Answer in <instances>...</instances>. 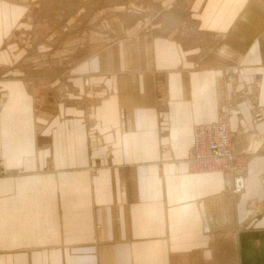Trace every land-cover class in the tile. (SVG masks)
I'll use <instances>...</instances> for the list:
<instances>
[{
	"label": "crops",
	"instance_id": "obj_1",
	"mask_svg": "<svg viewBox=\"0 0 264 264\" xmlns=\"http://www.w3.org/2000/svg\"><path fill=\"white\" fill-rule=\"evenodd\" d=\"M200 3L204 27L234 32L249 10L264 19V0ZM6 30L0 22V46ZM148 45L78 62L72 84L91 95L89 78L112 92L89 108L91 129L81 107L53 108L51 95L0 81V162L19 171L0 177V264H264V130L235 140L252 155L240 195L225 193L224 175L190 174L191 123L214 118L210 101L229 85L218 71L170 77L164 107L151 69L180 59L174 45ZM251 119L240 102L232 130H252Z\"/></svg>",
	"mask_w": 264,
	"mask_h": 264
},
{
	"label": "rangeland",
	"instance_id": "obj_2",
	"mask_svg": "<svg viewBox=\"0 0 264 264\" xmlns=\"http://www.w3.org/2000/svg\"><path fill=\"white\" fill-rule=\"evenodd\" d=\"M0 2H2L0 22L9 32L7 37H4V34L1 37L0 81L9 78L19 79L26 89L38 97L42 93L51 95L53 108L63 101L81 107L86 115H83L85 116L83 118L87 129L94 127L93 121L91 122L87 116L90 113L89 108L98 104L101 99H106L112 92L104 90L102 85L95 87L89 78L84 79V85L92 87L91 95H87L72 84L70 79L75 75L78 62L94 56L101 57L106 49L118 45H131L138 41L153 45L157 41H163L168 46L174 45L180 64L176 67L161 66L151 69L158 104L165 107L169 101L170 77L178 80V77L182 76L184 80H192L194 76L207 75L212 78L218 71L223 79L222 85L225 87L229 85L227 95L218 99L215 93L213 99L211 98V105L215 109L214 118L195 120L191 123L193 138L195 131L198 138L203 134L204 140L200 148L208 150L207 155L215 156L222 152L220 147L213 143L216 142L218 131H221L225 114L233 110L230 117L232 118L240 102L249 105L253 128L242 132V135L232 130L236 134L235 140L245 138L246 134L256 132V129L264 130L262 98L264 19L258 16L262 12L247 11V16L239 20L233 32L232 25L223 29L204 27L198 19L201 0H0ZM250 6L253 9V3ZM228 43L232 50L220 51ZM150 48L149 53L154 54ZM3 94L5 90L0 85V98ZM257 113L262 120L255 119ZM162 149L166 150L167 145L162 146ZM221 150L224 152L225 148ZM235 150L250 156L244 169L240 171L243 173L238 182L232 178L233 176H227L226 172L221 174L198 171L196 174L194 169L199 168L201 164L199 157L193 159L190 153L187 157L189 173L196 176L224 175L225 193L236 197L246 188L252 155L246 149ZM256 154L253 152V157ZM258 155H264V145ZM241 163L238 161L235 167ZM18 172L0 162V177ZM234 172L231 173L236 175Z\"/></svg>",
	"mask_w": 264,
	"mask_h": 264
},
{
	"label": "bare ground",
	"instance_id": "obj_3",
	"mask_svg": "<svg viewBox=\"0 0 264 264\" xmlns=\"http://www.w3.org/2000/svg\"><path fill=\"white\" fill-rule=\"evenodd\" d=\"M229 112V111H228ZM231 112V114L230 113H228L229 114V116L231 117V115H232V113H233V110L232 111H230ZM253 112H254V110H253ZM260 115L257 113L256 114V116H255V119L257 120V121H260V120H262V118H260L259 117ZM229 117V126H228V130L226 129V127H225V129H226V135L228 134V136H225V139H224V142L225 143H227V145H229V155H227L226 156V159H228V164H226L225 165V163H224V165L225 166H227L226 168L224 167V166H222V165H220V164H218V162L215 164V165H213V166H208V168L206 169V168H204V167H202V166H200L199 168H195L194 169V172L196 173V174H198V171H200V172H204V171H206V172H219V173H221V174H223V173H227L226 175L227 176H233L232 178L236 181V182H238V180L241 178L240 176L242 175V173H240V171L242 170V169H244V165L248 162V159H249V157L250 156H248V155H246V154H243V153H239V152H237L236 150H235V147H234V143H235V137H236V134L232 131V128H231V118ZM223 129V128H222ZM229 131V132H228ZM230 137H231V139H230ZM217 138L220 140L221 139V137H220V135L218 134L217 135ZM196 131H195V133H194V138H193V146H192V149H191V151H190V155L193 157L194 156V154H195V149H194V143H196ZM238 161H242V164H238V166L237 167H235L236 165H237V163H238ZM224 168V169H223ZM206 169V170H205ZM240 169V170H239ZM228 170H230V172H227ZM234 170H236V172H234ZM239 171V173L237 174V172ZM231 172H234V173H236V175H234V174H232ZM234 182V181H233Z\"/></svg>",
	"mask_w": 264,
	"mask_h": 264
},
{
	"label": "built area",
	"instance_id": "obj_4",
	"mask_svg": "<svg viewBox=\"0 0 264 264\" xmlns=\"http://www.w3.org/2000/svg\"><path fill=\"white\" fill-rule=\"evenodd\" d=\"M228 113H230L231 114V112H228ZM228 113H226L225 114V117H224V119H223V123H222V127H221V131H218V134L220 135V137H221V139L219 140L217 137H216V142L214 141V143L213 144H217V146H219L220 147V151H222V152H220L218 155H215V156H211V155H207L206 154V152H209L208 150L207 151H205L203 148H200V145H202V142H203V140H204V136H203V134H201L200 136H199V138H198V133H196V143H195V147H194V149H195V154H194V156H193V159H195L197 156L199 157V162H200V164L201 165H199V167L200 166H202V167H204V166H206V169L208 168V166H213V165H215L218 161V164H220V165H222V166H224L225 168L227 167V166H225L224 165V163L226 164V162H227V160L228 159H226V156L227 155H229V145H227V143H225L224 142V139H225V136H228V134L226 135V129L228 130V126H229V114ZM225 127H226V129H225ZM223 128V129H222ZM203 130V129H202ZM229 132V131H228ZM230 139H231V137H230ZM197 140H199V141H197ZM198 148V149H197ZM223 148H225V150H224V152H223V150H221V149H223ZM224 162V163H223ZM242 162V161H241ZM198 164V163H197ZM242 164V163H241ZM197 167H198V165H197ZM205 169V170H206ZM224 169V168H223Z\"/></svg>",
	"mask_w": 264,
	"mask_h": 264
}]
</instances>
